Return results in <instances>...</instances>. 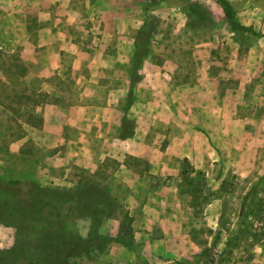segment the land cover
Returning a JSON list of instances; mask_svg holds the SVG:
<instances>
[{"label": "rangeland", "instance_id": "rangeland-1", "mask_svg": "<svg viewBox=\"0 0 264 264\" xmlns=\"http://www.w3.org/2000/svg\"><path fill=\"white\" fill-rule=\"evenodd\" d=\"M229 1L242 23L264 34V0ZM193 2L206 10L200 18ZM67 7L73 16L62 20L60 36L68 49L49 79L55 95L37 92L36 76L23 78L18 49L0 54V179L30 176L61 193L54 200L84 182L107 189L112 216L99 232L131 244H85L77 264H264L262 222L239 213L252 185L264 199V37L230 30L214 0H70ZM77 53L85 56L79 67ZM83 91L89 95L81 98ZM41 95L96 111L109 99L123 113L120 135H139L157 162L122 149L107 154L98 125L42 130ZM181 133L188 144L174 139ZM184 157L206 183L195 204L181 192ZM88 226V219L75 224L83 237ZM125 226L127 235L119 233ZM14 236L13 226L0 224V249Z\"/></svg>", "mask_w": 264, "mask_h": 264}, {"label": "trees", "instance_id": "trees-1", "mask_svg": "<svg viewBox=\"0 0 264 264\" xmlns=\"http://www.w3.org/2000/svg\"><path fill=\"white\" fill-rule=\"evenodd\" d=\"M214 1L221 8L222 20L230 30L264 37V34L239 20L229 0ZM191 12L200 18L206 10L197 2H193ZM140 47L134 46V51ZM131 75L130 82H136L137 78ZM40 99L42 100L37 104L44 101L43 95ZM38 119L41 123L40 116ZM126 157L134 158L130 155ZM180 175V185H185L181 192L191 196L193 204L197 203L206 185L202 172L191 167L188 159L184 157L181 160ZM23 184H26V187H22ZM220 187L226 191L225 180ZM60 194L55 189L42 187L30 176L0 179V224L15 228L12 246L0 249V264H77L73 260L80 257L85 244L89 245V249H100L105 239H115L126 247L130 246L131 242L121 236L107 237L99 232L103 220L112 216L108 208L113 201L107 189L94 182H84L78 189L65 192L62 198L54 200V197ZM242 199L239 213L243 219L248 216L257 218L264 227V199L257 196L256 184L245 192ZM78 219L89 220L85 237L75 227ZM120 225L124 226L125 221ZM224 226L225 224L220 222V227ZM128 230L129 227L125 226L124 232L120 230L119 233L127 235Z\"/></svg>", "mask_w": 264, "mask_h": 264}, {"label": "crops", "instance_id": "crops-1", "mask_svg": "<svg viewBox=\"0 0 264 264\" xmlns=\"http://www.w3.org/2000/svg\"><path fill=\"white\" fill-rule=\"evenodd\" d=\"M51 1L0 0V54L18 49L20 57L28 68L23 78L30 80V77L36 76L40 79L37 92L42 91L41 93L48 96H53L58 91L49 79L59 73L62 51L68 49L61 41L62 20L73 16V10L67 7L70 0H54L57 1V5L50 11ZM60 7L67 9L62 12ZM30 19H33V22ZM77 55L78 58H74L73 62L75 67H79L82 63L81 57H85L79 53ZM87 95L89 92L83 91L81 98ZM37 106L40 109L41 127L44 131L57 134L65 125H98L96 131L100 132L101 144L108 148L107 154L114 156L110 154L114 153V149H122L123 153L145 157L150 163L157 162L156 158L150 157L152 152L149 143L143 139L141 141L139 135L134 137L120 135L119 127L123 113L112 107L109 99L98 111L94 110L89 102L80 101L66 108H62L55 100H44ZM98 114H100L99 121L98 117H94ZM153 117V121H156L157 113H154ZM180 127L188 128L187 125L182 124ZM147 129H150V126L143 128L144 131ZM194 135L197 136L195 133ZM174 139H178L181 144H188V136L185 133ZM181 155L187 153L183 151ZM150 246L146 245L145 249L151 250Z\"/></svg>", "mask_w": 264, "mask_h": 264}]
</instances>
